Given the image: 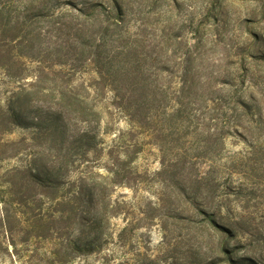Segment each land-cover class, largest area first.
<instances>
[{
	"label": "trees",
	"instance_id": "obj_1",
	"mask_svg": "<svg viewBox=\"0 0 264 264\" xmlns=\"http://www.w3.org/2000/svg\"><path fill=\"white\" fill-rule=\"evenodd\" d=\"M126 23L123 0H0V70L19 82L0 102V134L17 126L33 128L35 147L28 152V164L6 171V189L0 193L10 199L2 202L16 206L17 221L28 224L29 238L71 232L73 257L101 254L114 237L110 225L121 209L113 192L137 183L131 164L141 147L133 132L141 129L152 136L157 125L161 130L172 126V133L190 127L207 131L189 160L187 150L176 147L178 134L171 133L170 141L157 135L162 138V165L188 171V185L179 192L188 201L187 218L195 229L209 226L220 234L232 229L216 221L215 211L196 203L210 191L230 188L216 179L211 182L207 173H191L198 159L211 161L221 154L230 122L248 130L255 99H232L226 93L231 79L210 69L203 73L188 40L180 46L179 35L163 36V45L154 46L150 37L126 32ZM248 44L239 53L228 49L227 56L260 58L250 50L252 42ZM85 71H92L93 79L73 80ZM260 94L264 98V91ZM116 117L129 128L114 132L111 144L103 148L96 130L112 132ZM242 118L249 119L243 123ZM173 148L174 158L166 160ZM93 154L106 157L103 172ZM14 155L0 148V160ZM8 219L6 212L4 225Z\"/></svg>",
	"mask_w": 264,
	"mask_h": 264
},
{
	"label": "rangeland",
	"instance_id": "obj_2",
	"mask_svg": "<svg viewBox=\"0 0 264 264\" xmlns=\"http://www.w3.org/2000/svg\"><path fill=\"white\" fill-rule=\"evenodd\" d=\"M123 3L126 32L150 37L149 42L154 46L163 45V36L179 35L176 42L181 46L179 42L188 40L203 73L210 69L220 78L231 79L233 85L226 88V93L232 99L239 96L255 99L253 120L245 124L248 130L230 122L226 126L230 134L224 140L221 154L211 161L198 159L197 170L191 173V176L207 173L211 182L216 179L219 186L230 188H222L219 193L210 191L208 196L205 194L207 198L200 196L196 203L207 211H215L216 221L232 229L222 234L209 226L195 229V224L187 218L189 204L179 189L188 185L189 174L186 169H164L162 138L157 137L166 135L170 141L173 129L166 126L161 130L157 125V132L155 127L152 136L141 129L133 132L141 147L131 164L137 183L114 190L113 199L120 202L121 212L111 221L114 237L105 244L101 254L73 257L68 246L71 232L29 238L28 224L17 221L16 206L4 205L2 200L8 201L10 197L0 193V264H264V98L260 94L264 91L261 78L264 0H123ZM250 41V50L260 58L243 60L227 56L228 49L239 53ZM93 77L92 71H85L77 73L73 80L88 82ZM254 82L257 87L252 85ZM18 84L8 80L0 70L1 103L4 104ZM242 119L244 123V119L249 118ZM113 124L110 133H103L101 128L96 130V141L103 148L111 144L114 132L129 128L122 118L116 117ZM33 133V128L17 126L0 134L1 150L15 153L0 160V189L3 191L6 171L30 161L28 152L35 149L30 140ZM173 133L180 139L178 146L176 141L171 143L187 150V160L197 155L207 135L200 127L180 128ZM172 151L166 160L174 158L177 148ZM94 156L92 161H96L103 172L101 167L106 157ZM6 212L9 219L4 225L1 217ZM121 231V237L115 238Z\"/></svg>",
	"mask_w": 264,
	"mask_h": 264
}]
</instances>
